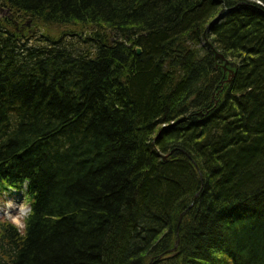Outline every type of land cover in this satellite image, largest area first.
Here are the masks:
<instances>
[{
	"label": "trees",
	"instance_id": "trees-1",
	"mask_svg": "<svg viewBox=\"0 0 264 264\" xmlns=\"http://www.w3.org/2000/svg\"><path fill=\"white\" fill-rule=\"evenodd\" d=\"M2 9L0 191L28 182L34 215L0 264H264V6Z\"/></svg>",
	"mask_w": 264,
	"mask_h": 264
},
{
	"label": "clouds",
	"instance_id": "clouds-1",
	"mask_svg": "<svg viewBox=\"0 0 264 264\" xmlns=\"http://www.w3.org/2000/svg\"><path fill=\"white\" fill-rule=\"evenodd\" d=\"M253 2L264 6V0H253ZM28 182L20 186L26 192ZM8 190L15 191L16 188H9ZM7 191H0V219L5 221L11 227L15 228L17 233L26 236L34 209L32 207L33 201L25 198L22 202L16 203L11 199H5Z\"/></svg>",
	"mask_w": 264,
	"mask_h": 264
},
{
	"label": "rangeland",
	"instance_id": "rangeland-1",
	"mask_svg": "<svg viewBox=\"0 0 264 264\" xmlns=\"http://www.w3.org/2000/svg\"><path fill=\"white\" fill-rule=\"evenodd\" d=\"M6 17L7 19H9V12H7V10L2 9L0 12V17ZM29 27L30 33L35 32V31H39L41 28L43 27H38V26H34L30 21H27L22 28H26ZM69 28H76V27H64V26H55V27H51V28H45V29H41V31H47V32H51L53 34V36H57L59 34H61L63 31L65 32V30H68ZM70 30V29H69ZM84 30H88L87 28ZM88 32V31H87ZM69 37V36H67ZM66 37V38H67ZM7 196L4 197L5 199H11L13 201H15L16 203H20L23 201V199L25 198V195L23 192H15V193H9L7 192ZM3 222L2 219H0V224Z\"/></svg>",
	"mask_w": 264,
	"mask_h": 264
},
{
	"label": "water",
	"instance_id": "water-1",
	"mask_svg": "<svg viewBox=\"0 0 264 264\" xmlns=\"http://www.w3.org/2000/svg\"><path fill=\"white\" fill-rule=\"evenodd\" d=\"M221 16H222V12L219 13L217 19L221 18ZM209 45L212 46L211 44H209ZM212 48H213V51L215 52V58L216 59H220V60H222L224 62L223 66H224V68L226 70L229 71L230 78L234 77V73H235V71L237 70V67H238L237 63L229 61L228 59L225 58L224 54H222L219 51H217L213 46H212ZM136 51H137L138 54H140L142 50H141V48L138 47L136 49Z\"/></svg>",
	"mask_w": 264,
	"mask_h": 264
}]
</instances>
